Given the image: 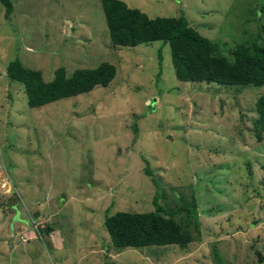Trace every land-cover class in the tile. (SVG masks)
Wrapping results in <instances>:
<instances>
[{
    "label": "rangeland",
    "instance_id": "374dc122",
    "mask_svg": "<svg viewBox=\"0 0 264 264\" xmlns=\"http://www.w3.org/2000/svg\"><path fill=\"white\" fill-rule=\"evenodd\" d=\"M121 1L149 18L183 14L227 55L264 46V0ZM11 3L6 18L0 2V264H264V133L251 132L264 89L180 82L162 42L114 47L100 0ZM16 60L45 82L103 62L116 75L33 109L7 77ZM154 211L177 222L185 249H113L106 216Z\"/></svg>",
    "mask_w": 264,
    "mask_h": 264
},
{
    "label": "trees",
    "instance_id": "16d2710c",
    "mask_svg": "<svg viewBox=\"0 0 264 264\" xmlns=\"http://www.w3.org/2000/svg\"><path fill=\"white\" fill-rule=\"evenodd\" d=\"M100 1L114 47L162 42L169 45L174 74L180 82L235 87L232 90L236 93L247 88L264 89V46L240 44L228 50L227 55L218 44L200 35L183 14L149 18L121 0ZM0 2L7 18L12 12L11 0ZM6 73L10 80L24 86L27 105L37 109L59 100L89 94L96 87L106 88L115 78L116 68L103 62L94 69H76L70 75L64 68H59L54 79L45 82L41 71L26 68L16 60L8 64ZM254 109L256 118L252 121L251 132L261 140L264 133V94L258 95ZM145 172L150 175L147 170ZM192 205L193 210L185 214L191 216V220L197 211L196 200ZM180 211L185 213V209ZM104 226L116 251L167 246L185 249L190 242L177 222L172 217H164L160 211L117 212L106 216Z\"/></svg>",
    "mask_w": 264,
    "mask_h": 264
},
{
    "label": "crops",
    "instance_id": "0c3cea01",
    "mask_svg": "<svg viewBox=\"0 0 264 264\" xmlns=\"http://www.w3.org/2000/svg\"><path fill=\"white\" fill-rule=\"evenodd\" d=\"M51 232H52V231H51ZM53 234H54V239H56L55 236L58 234V232H57L56 230L53 229L52 235H53ZM51 244H52V247L54 248V250H56V251H59V250H61V249L63 248V246H61V245H57L55 240H51ZM101 251H102V250H101ZM90 252H91V251H90ZM117 255H118V253L116 254V256H117ZM108 257H109V255H108ZM110 258L113 259L114 257L111 255Z\"/></svg>",
    "mask_w": 264,
    "mask_h": 264
},
{
    "label": "water",
    "instance_id": "95a60500",
    "mask_svg": "<svg viewBox=\"0 0 264 264\" xmlns=\"http://www.w3.org/2000/svg\"><path fill=\"white\" fill-rule=\"evenodd\" d=\"M39 214H35L34 217H37Z\"/></svg>",
    "mask_w": 264,
    "mask_h": 264
}]
</instances>
